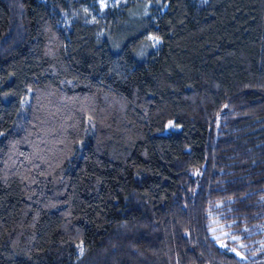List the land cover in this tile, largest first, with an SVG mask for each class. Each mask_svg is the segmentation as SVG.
<instances>
[{"label": "trees", "instance_id": "trees-1", "mask_svg": "<svg viewBox=\"0 0 264 264\" xmlns=\"http://www.w3.org/2000/svg\"><path fill=\"white\" fill-rule=\"evenodd\" d=\"M0 264H264V0H0Z\"/></svg>", "mask_w": 264, "mask_h": 264}, {"label": "rangeland", "instance_id": "rangeland-1", "mask_svg": "<svg viewBox=\"0 0 264 264\" xmlns=\"http://www.w3.org/2000/svg\"><path fill=\"white\" fill-rule=\"evenodd\" d=\"M100 3L104 7H108V6L120 7V6L124 5V4H127L128 0H100ZM147 8L149 10V5L135 7L134 9H132L128 13V18L124 22L123 26L121 25L122 27L118 28V34L115 35V36L118 37L117 39L120 40L122 36L126 35V33H130L132 31H134V29L138 28L139 23H141V21L145 17L144 15L148 14ZM93 17H95V15H93ZM148 37H149V40L145 43V47H146L145 52L157 51L159 49V47H160L161 39L158 38L157 36L153 35V34H150ZM136 57L138 59L139 58L142 59L143 58V54L137 55ZM168 126H169L168 130L169 129H175V126L173 125L172 122H170L168 124ZM225 234L226 233H223L221 235H225Z\"/></svg>", "mask_w": 264, "mask_h": 264}]
</instances>
